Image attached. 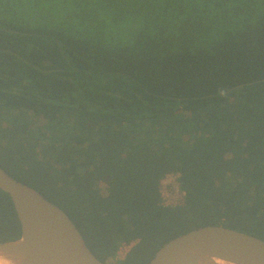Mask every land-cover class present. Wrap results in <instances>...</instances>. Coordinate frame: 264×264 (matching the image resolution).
<instances>
[{"label":"trees","instance_id":"1","mask_svg":"<svg viewBox=\"0 0 264 264\" xmlns=\"http://www.w3.org/2000/svg\"><path fill=\"white\" fill-rule=\"evenodd\" d=\"M43 4L32 24L0 7V168L104 264L207 225L264 241V0ZM170 173L181 206L161 204ZM19 237L0 190V242Z\"/></svg>","mask_w":264,"mask_h":264},{"label":"water","instance_id":"2","mask_svg":"<svg viewBox=\"0 0 264 264\" xmlns=\"http://www.w3.org/2000/svg\"><path fill=\"white\" fill-rule=\"evenodd\" d=\"M20 224V237L0 242V264H104L66 213L0 168ZM148 264H264V241L223 226L193 229L165 243Z\"/></svg>","mask_w":264,"mask_h":264},{"label":"built area","instance_id":"3","mask_svg":"<svg viewBox=\"0 0 264 264\" xmlns=\"http://www.w3.org/2000/svg\"><path fill=\"white\" fill-rule=\"evenodd\" d=\"M163 179H169L170 183L160 189L161 204L165 207H176L181 206L184 203L185 193L180 189L178 183V175L176 173L167 174ZM175 185H174V183ZM177 185V190H176ZM180 190H179V189ZM176 196L179 197V202L176 203ZM133 243L121 244L116 252L114 258L115 261H120L124 259L126 253L130 249Z\"/></svg>","mask_w":264,"mask_h":264},{"label":"flooded vegetation","instance_id":"4","mask_svg":"<svg viewBox=\"0 0 264 264\" xmlns=\"http://www.w3.org/2000/svg\"><path fill=\"white\" fill-rule=\"evenodd\" d=\"M0 7L15 8L17 10V16L26 19L25 23L27 24H32L36 22L37 15L44 14V16H47L49 14L44 4L41 6L43 8L39 6V9L41 8L42 12H37L36 0H0ZM61 12L62 11H60V13Z\"/></svg>","mask_w":264,"mask_h":264},{"label":"rangeland","instance_id":"5","mask_svg":"<svg viewBox=\"0 0 264 264\" xmlns=\"http://www.w3.org/2000/svg\"><path fill=\"white\" fill-rule=\"evenodd\" d=\"M44 16L43 15H37L36 17V22H40V23H43L45 22L46 20H43L41 17ZM170 183V180L169 179H163L160 183V189H162L164 186H167L168 184ZM174 183V182H173ZM175 185V183H174ZM179 189V188H178ZM176 190H177V185H176ZM180 190V189H179ZM179 202V197L176 196V203ZM117 257V256H116Z\"/></svg>","mask_w":264,"mask_h":264}]
</instances>
